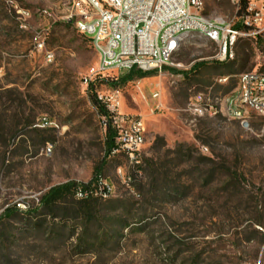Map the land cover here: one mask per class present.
Instances as JSON below:
<instances>
[{
    "label": "rangeland",
    "instance_id": "obj_1",
    "mask_svg": "<svg viewBox=\"0 0 264 264\" xmlns=\"http://www.w3.org/2000/svg\"><path fill=\"white\" fill-rule=\"evenodd\" d=\"M203 5L222 20L239 8ZM67 7L0 0V264H252L263 240L264 120L231 115L226 100L240 73L264 69V32L239 37L224 61L215 44L189 34L171 65L112 86L99 78L121 72L96 73L97 53L64 19ZM89 78L98 94L117 92L120 112L144 117L138 164L106 155ZM97 168L109 192L85 204L101 219L92 244L75 218L84 208L77 198L56 215L39 200L50 187L93 180ZM115 219L126 225L110 229Z\"/></svg>",
    "mask_w": 264,
    "mask_h": 264
},
{
    "label": "built area",
    "instance_id": "obj_2",
    "mask_svg": "<svg viewBox=\"0 0 264 264\" xmlns=\"http://www.w3.org/2000/svg\"><path fill=\"white\" fill-rule=\"evenodd\" d=\"M239 5L240 0H231ZM64 19L84 35L98 56L96 73L137 69L160 71L171 59L183 37L196 34L217 47L215 58L231 59L236 40L264 32V0H247L244 11L235 20L214 19L203 14V0H67ZM28 15L27 11L21 12ZM51 55L47 53L46 58ZM93 79H84L85 85ZM109 113L114 131L113 147L108 157L125 156L139 163L146 122L141 115L118 110L117 92L97 94ZM152 97H157L154 93ZM196 101H201L197 94ZM227 111L243 118L248 111L264 120V70L242 72L234 93L226 100ZM50 152L47 145L45 153ZM117 172H120L118 169ZM130 182V177H127ZM101 181L94 195L109 192ZM85 191L77 190L81 199ZM262 235L259 254L252 264H264V224L256 226Z\"/></svg>",
    "mask_w": 264,
    "mask_h": 264
},
{
    "label": "trees",
    "instance_id": "obj_3",
    "mask_svg": "<svg viewBox=\"0 0 264 264\" xmlns=\"http://www.w3.org/2000/svg\"><path fill=\"white\" fill-rule=\"evenodd\" d=\"M247 0H240L239 2V8L237 11V16L242 14V12L244 11L245 5H246ZM264 52V51H263ZM264 70V69H263ZM262 71V70H260ZM121 73H119V76L117 79L113 80L111 79L110 81L107 79V77L103 76L102 78H99V81L102 82H107L112 86H115L117 84H119L120 82H125L127 80L132 79L134 76H137L138 78H141L143 76H147L155 71H149V72H142L140 70L137 69H130V70H120ZM97 84H96V79L89 81L86 84V89L89 93V100L91 105L93 106V108L96 110V112L98 113V115L102 118V124L104 126L105 129V153L106 155L109 153V151L111 150V148L113 147V136H114V131L111 128L110 125V121H109V113L106 110L104 104L98 99L97 97ZM123 156V155H121ZM137 167V166H136ZM100 169H96L95 170V177L93 180L87 182V183H75V182H69L66 184H62V185H57V186H53L50 187L43 195H41L40 200H39V205L40 208H42L44 211H46L47 215H56L57 212H61L62 208H60L59 206L64 203L67 202V200L71 201V199H75V192L77 190H81V191H85L86 192V196L78 199L76 201H79L81 205L84 206V208H82L79 212H75V218L76 217H80L81 219V225H82V233H85L86 237H90L88 235H92L93 237H91V243H95L98 240V236L97 233L96 234H89V230L90 227L92 225H95V223L98 225V227L100 228L99 224L101 222V219H98L97 214L94 212V210L89 207L86 206L85 204L88 203L90 200L95 199L94 198V194L93 191L95 189H97V187L100 184V180L99 177H97L96 175L98 174V171ZM132 179V181H131ZM130 183L133 184L134 182V176H132L130 178ZM8 213V214H7ZM10 210L6 211L3 215H10ZM80 213V215H78ZM257 223H260V220L257 221ZM121 225V227H124L126 224L123 220H112V223H110V229H112V227H114L115 225ZM98 228V229H99ZM98 231V230H97ZM108 231L110 232V230L108 229L107 231H103L101 233V236H106L108 234Z\"/></svg>",
    "mask_w": 264,
    "mask_h": 264
}]
</instances>
